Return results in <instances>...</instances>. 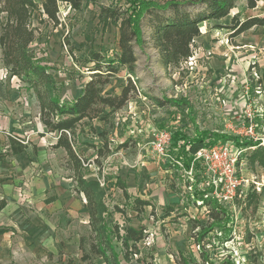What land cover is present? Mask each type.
<instances>
[{"label": "rangeland", "instance_id": "1", "mask_svg": "<svg viewBox=\"0 0 264 264\" xmlns=\"http://www.w3.org/2000/svg\"><path fill=\"white\" fill-rule=\"evenodd\" d=\"M35 1L40 8L32 16L36 39L30 49L56 79L55 94L69 103L82 93L90 78L88 49L113 57L119 51V31L111 21L100 20L97 5L74 10L61 4L60 24L55 25L41 10L43 0ZM113 1L130 6H126V0ZM237 13L241 20L263 16L264 3L251 9L247 0H237L225 18L201 23L202 33L192 47L195 59L179 66L160 63L151 31L147 25L142 26L144 37L136 47L138 61L132 80L141 90L140 98L146 97L144 111L135 108L131 100L125 110L114 115V127L108 134L111 153L104 158L98 157L104 146L100 134L105 125L101 120L88 121L78 137V148L87 160L85 174L106 189L108 224L145 227L149 237L139 243L140 257L149 259L154 254L157 264H264V168L249 160L254 147L247 148L243 155L242 175L249 179L248 185L241 186L244 192L234 205L220 204L229 215L214 221L208 214L209 207L195 202V188L187 187L193 180L176 162L177 149L170 147L166 156L157 157L148 150L141 153L139 145L143 146L154 129H182L193 134L192 123L183 120L186 111L179 113L176 108L156 103L166 96L189 101L199 130L239 137L244 142L260 140L264 146V27L234 36L227 26ZM130 76L126 68H120L107 90L120 93ZM0 84H7L3 93L8 95L0 98V195L9 194L12 200L15 194L20 197L15 202L20 209L0 212V225L13 229L0 236V264H83L79 242L82 235H90L89 214L84 195L74 190L65 152L54 150L50 145L53 138L37 128L36 152L22 155L21 169L7 153L4 138L15 131L5 126L12 108L18 104L26 107V118L33 125L39 124L40 109L34 89L7 72L1 49ZM27 141L34 146L31 139ZM193 175H200L199 171ZM120 182L126 186L125 191ZM257 182L261 191L256 189ZM198 186L202 188L201 183ZM135 198L149 200L150 204L138 213L133 209ZM169 207L174 209L170 215ZM192 220L207 228L214 224L200 245L202 230L194 227ZM114 243L121 246L116 239ZM202 248L208 258H204ZM136 258L128 264H144L137 263Z\"/></svg>", "mask_w": 264, "mask_h": 264}, {"label": "trees", "instance_id": "2", "mask_svg": "<svg viewBox=\"0 0 264 264\" xmlns=\"http://www.w3.org/2000/svg\"><path fill=\"white\" fill-rule=\"evenodd\" d=\"M101 1L103 0H43L41 4L43 14L55 25L60 24L61 4H67L74 10H81L88 4L97 5L100 20L111 21L119 31V51L114 53L113 57L105 56L93 48L88 49L86 61L91 64L87 66L90 78L82 93L71 102L66 103L55 94L56 79L46 66L37 62L30 49L36 39L32 16L34 11L40 8L35 0H0L2 60L11 76L20 78L34 89L41 122L57 139L53 148H62L66 151V165L72 172L74 190L85 197L90 235L80 237L79 249L82 252L80 261L83 264H97L95 260H100L99 264H128L137 257V263L157 264L154 254H151L149 259L148 256L140 257L142 251L139 243L149 237L145 227L137 229L131 225L119 227L117 224L114 226L108 224L106 189L101 187L99 180L90 179L85 174L87 160L78 148V137L87 121L99 119L104 123L105 130L100 134L104 146L99 149L98 157L104 158L111 153L108 134L114 127V115L127 107L138 95L137 85L132 76L135 74L138 61L136 47L141 46L143 42L142 26L147 25L151 31L150 39L159 52L160 63L164 66H179L192 55L194 40L202 33L201 23L225 18L236 6L237 0H126V6L130 4L128 7L113 0H106L108 4ZM259 2L264 3V0H247V6L252 9ZM227 27L233 29L234 36L253 27H264V15L241 20L237 13L232 18V24ZM122 67L126 68L131 76L120 93H110L107 86ZM156 103L161 107L169 105L176 108L179 113L186 111L183 120H189L194 126L193 134L181 129L172 133L171 147L177 149L179 156H183L187 167H190L194 156L202 148L223 139L233 141L242 149L254 147L248 155L249 160L252 165L257 163L264 168V146L260 140L244 142L239 137L199 130L193 106L182 97L162 96L161 99H156ZM9 140L10 149L14 154L21 153L28 147L24 140L17 136H12ZM119 185L123 190L126 187L122 182ZM196 189L197 187L195 202L200 201L209 207L208 214L212 220L219 221L229 215L215 199L204 198ZM124 193L130 197L127 192ZM247 198L250 202L252 195ZM149 204V200L135 198L133 209L138 213L143 212L144 207ZM5 205L6 201L1 200L0 209ZM173 210L171 207L167 208V214L170 215ZM196 221L191 222L197 228L200 224ZM212 226L214 224L208 228L200 226L202 231L198 237L199 245L202 237L213 228ZM6 231L7 228H0V234ZM230 234L231 228L226 233V241L229 240ZM115 239L121 246L114 243ZM201 251L204 258H208V252L203 248Z\"/></svg>", "mask_w": 264, "mask_h": 264}, {"label": "built area", "instance_id": "3", "mask_svg": "<svg viewBox=\"0 0 264 264\" xmlns=\"http://www.w3.org/2000/svg\"><path fill=\"white\" fill-rule=\"evenodd\" d=\"M188 59L193 61L194 57L191 56ZM138 92H140L139 89ZM249 131L252 133L251 128ZM172 133L173 130L168 128L152 130L146 143L143 146L140 145L141 151L155 152L157 157L166 156L171 147ZM245 150L237 147L231 140H218L213 145L202 148L194 156L190 167L186 168L190 174L189 179L193 180L187 187L190 190L197 187L196 190H199L204 198L215 199L219 204L234 205L237 198L244 192L241 186H247L249 183V179L242 175ZM176 162L183 166L181 161ZM195 171H199L200 175L194 176ZM198 183H201L202 188L199 189ZM256 189L262 190L259 182Z\"/></svg>", "mask_w": 264, "mask_h": 264}, {"label": "crops", "instance_id": "4", "mask_svg": "<svg viewBox=\"0 0 264 264\" xmlns=\"http://www.w3.org/2000/svg\"><path fill=\"white\" fill-rule=\"evenodd\" d=\"M195 57H194V59H195ZM6 86H7V84H6ZM6 86L5 85L3 86L2 84H0V98L1 99H4V98L6 99V97H8V95H5L3 93L4 92L3 89ZM139 91H141V90H139ZM141 96H142L141 95V92H139L138 95L135 98L132 99V101L134 100V103L135 104H133V105H135V108L138 107V109H141L142 112H143L144 111L143 105H145L146 97L140 98ZM12 110H13V112L11 114V117L7 118L8 121L5 122V126L6 127H9L10 129H13L15 131H14V133H10V134L7 133V137H6V139L4 138V140L7 141V149H8L7 153L9 155L10 159L13 161V163L16 162L19 165L20 169H21V165L20 164L24 161V158L22 157V155H24V154H26V152H30V151L36 152V146L35 145H37V144H36V142L34 140H35V137L37 135V133H36L38 131L37 128L40 129L39 130L40 132H46L47 135H50V137L53 138V141H51V143H50V145H51L52 148H53V144L56 143L57 139L55 137V134L49 133L47 127L41 122L40 114H39V118L37 119V121H39V124L36 123L35 125H33L29 121V119L26 118L27 117V114H28V110H27L26 107L18 104V105H16V107L12 108ZM123 110H125V109H123ZM135 114H137V113H135ZM140 117L143 118V116H141V115H140ZM95 120H99V119H95ZM92 121H89V122L92 123ZM87 123H88V121H87ZM140 126L141 127H144L145 125L141 124ZM1 136L3 137V135H1ZM12 136H17V137H19L22 140L26 139V140H24V143L27 144L28 147L26 148L25 151H23L21 153H17V154H14L12 152V150L10 149V142H9L10 141L9 139ZM146 137L148 139V136H146ZM29 139H31L33 141L34 146H33V144L30 143V141H27ZM146 141L144 140L143 141V144H145ZM139 145H142V144L140 143ZM249 148H253V147H249ZM54 150H63L65 152V155H67L66 154V151L64 149H62V148L54 149ZM187 150H189V149L187 148ZM140 152L143 153V151H141V148H140ZM175 160L176 161H181V163L183 164V166L185 168H189V167H187L185 165V161H184L183 156H179L178 151H177ZM73 187H74V184H73ZM197 192H199L198 194L201 195V192L200 191H197ZM18 199H20V197L18 196V194H15L13 196V200H12V198H11V196L9 194L0 195V201L1 200H5L6 201L5 207H3L2 209H0V212H2V211L3 212L4 211H10L12 208L13 209H16V208H19L20 209V206H17L15 204L16 200L18 201ZM202 206H204V205H202ZM1 227L7 228V231L5 233H3V234H0V236H3V235H6V234H9V233L13 232V229L10 226H8V225H0V228Z\"/></svg>", "mask_w": 264, "mask_h": 264}]
</instances>
